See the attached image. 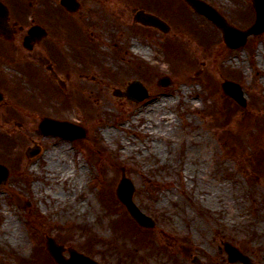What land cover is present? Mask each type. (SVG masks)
I'll return each instance as SVG.
<instances>
[{
	"label": "rangeland",
	"instance_id": "1",
	"mask_svg": "<svg viewBox=\"0 0 264 264\" xmlns=\"http://www.w3.org/2000/svg\"><path fill=\"white\" fill-rule=\"evenodd\" d=\"M127 1L129 12L118 13L108 0L96 1L85 23L93 44L82 61L71 59L74 48L61 39L56 44L63 61L51 62L64 90L47 84L45 71L46 81L36 73L33 116L15 118L23 123L17 126L4 124L0 112V163L9 169L0 186V264H55L46 237L65 256L75 249L100 264H231L225 243L264 264V33L229 50L220 31L182 0ZM203 1L241 30L254 21L251 0ZM139 9L167 22L169 32L132 21ZM172 13L184 16L182 25ZM77 30L72 42L86 49ZM136 46L150 53L137 54ZM164 78L165 87L158 83ZM134 80L148 91L143 102L125 96ZM223 81L242 87L246 108L222 92ZM161 96L169 102L165 122L138 118ZM44 117L76 123L86 136L70 142L37 135ZM35 146L40 155L28 159L24 150ZM50 155L75 175L54 180ZM123 173L152 229L139 227L118 200ZM49 189L67 197L54 199Z\"/></svg>",
	"mask_w": 264,
	"mask_h": 264
},
{
	"label": "flooded vegetation",
	"instance_id": "2",
	"mask_svg": "<svg viewBox=\"0 0 264 264\" xmlns=\"http://www.w3.org/2000/svg\"><path fill=\"white\" fill-rule=\"evenodd\" d=\"M97 0H0V112L10 119L33 116L31 110L32 89L35 91V74L44 79V71L48 80L57 81L58 71L53 64L60 65L63 58L60 56L61 47L56 44L69 45L74 48L72 60L82 61L88 55L92 41L91 33H86V24L90 16H95ZM125 11L126 8L123 7ZM117 12L120 9L113 8ZM120 12V11H119ZM102 18V15H100ZM65 22H67L65 24ZM78 25V30L72 26ZM86 23V24H85ZM34 29V34L30 31ZM75 33L72 34L71 30ZM82 37L83 43L88 39L86 49L77 48L79 44L72 42L76 37ZM72 35H69V32ZM31 36V37H30ZM58 40V42H57ZM89 49V50H88ZM93 51V50H91ZM94 51L93 53H96ZM53 60L54 63L51 62ZM40 68L41 70H36ZM34 70L36 72H34ZM21 71L23 76H17ZM40 76V77H41ZM14 78L11 79V78ZM45 83V82H44ZM50 83V82H49ZM26 85L28 88H26ZM59 85V84H58ZM34 95V94H33ZM9 121L3 119V122ZM20 124V123H19ZM21 125V124H20ZM254 253H251V255ZM249 257L250 264H255L253 255Z\"/></svg>",
	"mask_w": 264,
	"mask_h": 264
},
{
	"label": "water",
	"instance_id": "3",
	"mask_svg": "<svg viewBox=\"0 0 264 264\" xmlns=\"http://www.w3.org/2000/svg\"><path fill=\"white\" fill-rule=\"evenodd\" d=\"M189 3V5L198 13L206 16L208 19H210L221 31L223 34V40L227 47L235 49L243 46L246 42L247 37L250 34L258 35L264 31V0H252L253 1V7L256 11V20L254 25L245 30V31H239L235 29L234 27L229 26L225 20L210 6L206 5L205 3L199 1V0H185ZM136 19L142 20V22H153L156 23L154 18H150L149 16H142L141 14L136 15ZM222 88L225 94L232 97L240 106L245 107L246 102L243 98V93L241 91V88L239 85L225 81L222 83ZM134 94L135 96H132ZM128 97L134 98L136 101L143 100L146 97V93L144 89L140 86L139 83L135 82L129 87L128 90ZM49 122V121H47ZM51 123L50 126L47 124L45 125V129L48 130L49 128H56L60 129L56 132L60 134H65L67 128L65 126H61L54 123ZM70 129V127H69ZM7 178V171L0 166V184L4 183ZM134 192V186L130 182L129 179L122 178L120 181L119 187L117 189V197L118 199L125 205L128 213L131 215V217L142 227L151 228L154 226V222L146 217L133 203L132 195ZM48 250L51 253L54 260L61 264H96L89 258L77 254L75 252H71V259L68 261H65L61 257V248L57 247L52 239H48ZM226 250L230 256V260L236 261L240 260L242 262H245V258L238 253L235 249L230 248L229 246H226Z\"/></svg>",
	"mask_w": 264,
	"mask_h": 264
},
{
	"label": "bare ground",
	"instance_id": "4",
	"mask_svg": "<svg viewBox=\"0 0 264 264\" xmlns=\"http://www.w3.org/2000/svg\"><path fill=\"white\" fill-rule=\"evenodd\" d=\"M134 2H135V0H134ZM143 2H150V0H145ZM154 2H157V0H154ZM107 3H109L111 5V7L116 8V9H120V7L123 6L121 0H110ZM128 5H130V4L128 3ZM130 6H128L127 8H130ZM101 42H103V41H101ZM132 50L134 52H136L137 54H140L142 56L148 55L150 53V51L148 49L144 50L140 46L133 47ZM168 103L169 102L165 97H162V96L158 97L155 100L151 101V103L149 102L148 106H146L142 110H138L137 116H138V118H142V117L146 116L149 121H152L150 117L159 116V118H161L163 120V122H165L166 118L164 115V107H166L168 105ZM67 149H68V147H67ZM53 156H56V155L45 156V160L49 163V166L47 167L48 171H49V176L53 177L54 180H56L57 175H59L61 173L64 177V179H63V181H64L69 176L75 175V171H72V173H69L66 165L62 164L60 162V160L52 161ZM78 172H79L78 177L75 179V181H77L78 186H79V185H81V182H82V179L84 176V170L79 169ZM50 192L53 194L52 197L54 199H57V200H59L60 198L65 199L67 197L66 194L61 195L59 192H53L52 190H50ZM48 194H49V192H48Z\"/></svg>",
	"mask_w": 264,
	"mask_h": 264
}]
</instances>
